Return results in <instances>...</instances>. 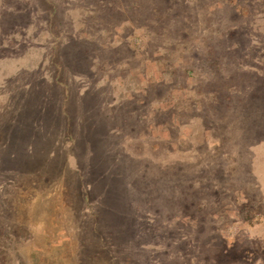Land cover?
<instances>
[{
    "label": "rangeland",
    "instance_id": "1",
    "mask_svg": "<svg viewBox=\"0 0 264 264\" xmlns=\"http://www.w3.org/2000/svg\"><path fill=\"white\" fill-rule=\"evenodd\" d=\"M0 264H264V0H0Z\"/></svg>",
    "mask_w": 264,
    "mask_h": 264
},
{
    "label": "trees",
    "instance_id": "2",
    "mask_svg": "<svg viewBox=\"0 0 264 264\" xmlns=\"http://www.w3.org/2000/svg\"><path fill=\"white\" fill-rule=\"evenodd\" d=\"M83 50V49H82ZM84 51V50H83ZM155 112H156V110H155ZM156 115H157V113H156Z\"/></svg>",
    "mask_w": 264,
    "mask_h": 264
}]
</instances>
